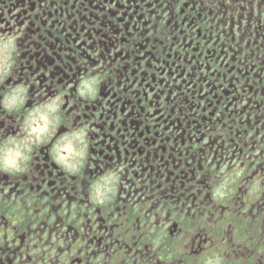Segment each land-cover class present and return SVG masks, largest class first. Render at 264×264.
<instances>
[{
  "label": "flooded vegetation",
  "instance_id": "1",
  "mask_svg": "<svg viewBox=\"0 0 264 264\" xmlns=\"http://www.w3.org/2000/svg\"><path fill=\"white\" fill-rule=\"evenodd\" d=\"M5 147L0 264H264V0H0Z\"/></svg>",
  "mask_w": 264,
  "mask_h": 264
},
{
  "label": "clouds",
  "instance_id": "2",
  "mask_svg": "<svg viewBox=\"0 0 264 264\" xmlns=\"http://www.w3.org/2000/svg\"><path fill=\"white\" fill-rule=\"evenodd\" d=\"M25 170V161L20 150L10 151L5 147L3 151H0V171L16 175ZM106 192L107 189L101 190L96 185H92L90 189V194L101 198L96 200L97 203L102 202V197Z\"/></svg>",
  "mask_w": 264,
  "mask_h": 264
}]
</instances>
